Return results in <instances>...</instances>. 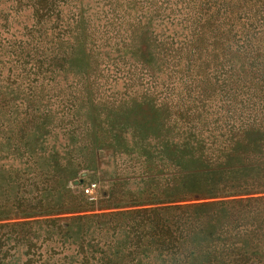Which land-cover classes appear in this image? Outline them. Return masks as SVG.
<instances>
[{"label":"rangeland","instance_id":"374dc122","mask_svg":"<svg viewBox=\"0 0 264 264\" xmlns=\"http://www.w3.org/2000/svg\"><path fill=\"white\" fill-rule=\"evenodd\" d=\"M260 218L264 0H0V264H225Z\"/></svg>","mask_w":264,"mask_h":264},{"label":"trees","instance_id":"16d2710c","mask_svg":"<svg viewBox=\"0 0 264 264\" xmlns=\"http://www.w3.org/2000/svg\"><path fill=\"white\" fill-rule=\"evenodd\" d=\"M198 195V193H195ZM203 207L206 206V204L202 205ZM223 206V205H222ZM196 206H193L195 208ZM200 208V205L197 206V208ZM192 208V210H193ZM198 210V209H197ZM191 211V210H190ZM197 211H195L196 213ZM192 213V211H191ZM190 213V214H191ZM221 212L213 207V210L208 214V217L211 215L214 221H216L217 218L220 217ZM211 220V221H213ZM260 222H255V230H258L257 236L255 234L248 235L246 238H235L233 235L225 237V243L223 242L222 246L226 247V255L225 257V264H235V261H239L240 263L244 264H259L260 258L258 256L257 249L261 250V253L264 251V221L260 218ZM263 222V223H262ZM221 240V239H219ZM216 240V241H219ZM215 241V240H214ZM213 242V241H212ZM218 247L221 248L220 245ZM218 248V249H220ZM206 252H213V255L218 254L217 250L215 248H211L209 250H203L198 254V257L196 258L197 261L204 262L205 259L208 257L209 253ZM260 253V252H259ZM260 253V254H261ZM263 255V254H262ZM217 256V255H216ZM187 262H190L191 257L187 258ZM211 260H209L210 262Z\"/></svg>","mask_w":264,"mask_h":264},{"label":"built area","instance_id":"2783aa9c","mask_svg":"<svg viewBox=\"0 0 264 264\" xmlns=\"http://www.w3.org/2000/svg\"><path fill=\"white\" fill-rule=\"evenodd\" d=\"M94 186H95V184H92V187H91V188H89V187L86 188V189H85V193L88 194V195H89V194H92V192H93V187H94ZM91 190H92V192H91Z\"/></svg>","mask_w":264,"mask_h":264}]
</instances>
